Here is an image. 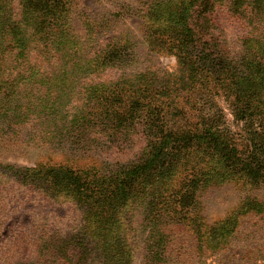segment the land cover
<instances>
[{
    "label": "rangeland",
    "instance_id": "1",
    "mask_svg": "<svg viewBox=\"0 0 264 264\" xmlns=\"http://www.w3.org/2000/svg\"><path fill=\"white\" fill-rule=\"evenodd\" d=\"M67 2L76 69L59 100L0 96V264H264V214L222 248L208 236L264 199L225 156L263 131L264 0Z\"/></svg>",
    "mask_w": 264,
    "mask_h": 264
},
{
    "label": "trees",
    "instance_id": "2",
    "mask_svg": "<svg viewBox=\"0 0 264 264\" xmlns=\"http://www.w3.org/2000/svg\"><path fill=\"white\" fill-rule=\"evenodd\" d=\"M236 1L235 4L240 5L242 0ZM6 4L7 2L0 0V96L7 99H12L11 97L15 95H19L22 99L32 98L31 101L37 100L43 107L48 108L50 101L57 102L61 97V94L55 92L56 88L63 87L72 75L71 71L76 69L75 62L74 65H69L67 55L61 54L69 50V44L76 45L69 39L72 33L68 27V2L67 0H23L19 8L8 7ZM31 35H34L35 39L44 40V48L40 49L36 46L34 47L36 49H29L30 42L27 40ZM76 48L74 50L71 48L70 51H76ZM247 48L253 47L250 45ZM257 104L258 106L254 105L253 108L260 111L264 117V103ZM205 126L203 136L215 138L216 135L212 132L214 123H207ZM262 130V132H254L252 139H248L250 148L243 151L241 156H236L235 148L232 146L225 153L228 161H231L226 166L227 173H231L235 180H242L249 187H257L264 183V126ZM191 137L193 138V135L188 133L184 140ZM172 140L178 141L176 136ZM160 147L163 149V144H160ZM164 152L167 159L170 155L174 157V154H170L167 149ZM164 170L169 173L171 169L164 167ZM141 172L144 176L145 171ZM218 175L221 176L219 171H215L214 174L209 173L201 183H206V180L211 182ZM136 176H138L136 171L131 172L129 180H134ZM84 198L86 200L93 196L84 195ZM192 202L189 195H181L177 200V204L182 209L179 213L182 214L183 209ZM170 208H173L172 205ZM250 213L264 214V199L249 195L224 221L212 225L208 236L214 241V247L218 249L226 245L236 232L241 219ZM201 235L206 236L205 233Z\"/></svg>",
    "mask_w": 264,
    "mask_h": 264
}]
</instances>
